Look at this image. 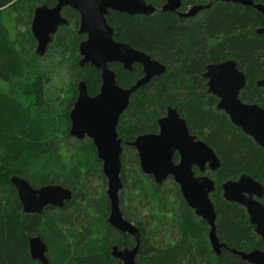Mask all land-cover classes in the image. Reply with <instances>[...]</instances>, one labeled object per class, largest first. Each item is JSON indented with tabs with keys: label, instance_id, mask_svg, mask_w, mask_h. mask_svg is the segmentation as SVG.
<instances>
[{
	"label": "trees",
	"instance_id": "1",
	"mask_svg": "<svg viewBox=\"0 0 264 264\" xmlns=\"http://www.w3.org/2000/svg\"><path fill=\"white\" fill-rule=\"evenodd\" d=\"M156 10L147 16L108 11L106 22L115 41L129 45L165 67L162 76L137 90L117 125L121 141L120 210L140 234L137 264H248L232 251H264L253 232L245 209L223 200L221 185L250 176L264 187V150L234 127L216 109L217 98L207 92L205 67L233 60L246 77L239 94L245 104L264 108V18L252 7L218 0H182L177 12H162L166 0H143ZM264 6V0H253ZM55 0H0V16L7 13L16 31L10 37L0 21V264H40L29 255L28 240L39 236L45 243L48 264H120L111 256L113 246L131 249L132 237L107 224L106 195L88 188L92 178H105L92 142L69 135V112L83 83L89 96L98 94L100 71L90 64L80 67L79 15L65 7L61 26L43 56L36 53L30 31L34 10ZM193 6H209L183 17ZM122 88L143 77L135 64L131 71L120 64L108 66ZM65 74L66 88L51 87L55 74ZM186 121L189 133L215 152L220 167L206 175L215 183L210 200L215 208L216 235L225 248L215 255L207 236L209 227L188 208L177 185L155 184L142 174L135 150L137 136L157 134V121L167 108ZM174 163L178 155L173 156ZM197 177L201 176L194 169ZM18 176L39 188L60 185L73 192L61 209L46 207L41 214H24L15 188ZM123 199V201H122ZM264 205V196L260 200ZM126 203V205L124 204Z\"/></svg>",
	"mask_w": 264,
	"mask_h": 264
},
{
	"label": "water",
	"instance_id": "2",
	"mask_svg": "<svg viewBox=\"0 0 264 264\" xmlns=\"http://www.w3.org/2000/svg\"><path fill=\"white\" fill-rule=\"evenodd\" d=\"M56 5L37 7L33 12L30 31L36 40V53L43 56L58 29L66 24L61 12L65 7L75 10L79 15L78 35L85 40L78 44L80 67L90 64L101 74V87L95 96H89L83 83L77 86L78 95L69 112V135L76 140L85 138L92 142L101 162V173L106 181V197L109 203L107 224L116 231L133 238L131 249L113 246L111 256L120 264H137L140 234L137 227L124 219L120 210L119 193L122 190L121 141L118 139L117 125L120 116L128 108L131 96L140 88L165 72V67L129 45L115 41L112 29L106 22L108 11L129 16L152 14L156 9L143 0H55ZM243 7H252L264 18V6L254 4L253 0H218ZM182 0H166L162 12H177ZM209 6H193L179 15L192 17ZM264 35V28L256 30ZM111 64H120L124 70L131 71L138 64L143 77L133 86L122 88L109 69ZM203 78L207 92L217 98L216 109L223 112L230 123L251 138L264 150V108L256 104H245L239 94L246 85L245 75L233 60L212 63L205 67ZM256 85L264 88V79ZM157 134L137 136L129 146L137 153L139 169L142 174L151 176L155 184L161 185L171 178L177 185L185 204L194 211L197 218L208 227V242L217 256L225 245L216 235L217 215L210 200L215 189L214 181L206 172H215L220 162L215 152L204 141L189 133L186 121L174 108H167L165 115L157 121ZM178 155L174 163L173 156ZM194 169L201 176L195 175ZM11 185L15 188L19 204L24 214H41L46 207L61 209L73 198V192L66 187L47 184L34 188L25 179L12 176ZM224 201L234 203L245 209L253 232L264 242V187L250 176L241 175L237 180H228L221 185ZM29 255L33 261L48 264L47 248L39 236L28 240ZM248 264H264V251H232Z\"/></svg>",
	"mask_w": 264,
	"mask_h": 264
},
{
	"label": "rangeland",
	"instance_id": "3",
	"mask_svg": "<svg viewBox=\"0 0 264 264\" xmlns=\"http://www.w3.org/2000/svg\"><path fill=\"white\" fill-rule=\"evenodd\" d=\"M0 21L2 22L4 27L8 30L10 37H13L16 31L14 20L11 17H9L7 13H2V15L0 16ZM66 79H67V76L65 74H61V72H58V74H55V76L53 77L51 87L55 88L57 85H59V86H62L63 88H66L67 83L61 85V81L62 80L66 81ZM7 89H8V84L0 81V90L5 91ZM167 181H173V180L169 178L161 185H164ZM87 186L91 191L96 190L97 194L106 195V181L103 182L101 179L92 178L89 180ZM124 189H125V186L122 184V190ZM121 191L119 193L120 200H121ZM121 203L122 202H120L119 206H121ZM124 204L126 205V203Z\"/></svg>",
	"mask_w": 264,
	"mask_h": 264
}]
</instances>
